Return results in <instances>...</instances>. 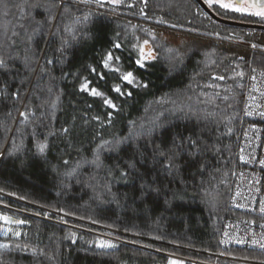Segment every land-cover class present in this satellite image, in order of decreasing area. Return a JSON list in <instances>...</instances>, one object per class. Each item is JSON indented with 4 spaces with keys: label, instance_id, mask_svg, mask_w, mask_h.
<instances>
[{
    "label": "trees",
    "instance_id": "16d2710c",
    "mask_svg": "<svg viewBox=\"0 0 264 264\" xmlns=\"http://www.w3.org/2000/svg\"><path fill=\"white\" fill-rule=\"evenodd\" d=\"M141 46L155 56L142 69ZM110 50L148 87L104 69ZM0 57V215L25 221H0V264H264L224 244L225 222L242 216L229 198L264 31L217 23L194 0H0ZM85 78L117 110L81 92Z\"/></svg>",
    "mask_w": 264,
    "mask_h": 264
},
{
    "label": "built area",
    "instance_id": "2783aa9c",
    "mask_svg": "<svg viewBox=\"0 0 264 264\" xmlns=\"http://www.w3.org/2000/svg\"><path fill=\"white\" fill-rule=\"evenodd\" d=\"M245 95L242 115L249 124L245 127L244 139L237 154L240 169L235 172L229 198L230 207L242 216L225 222L224 244L264 252V224L260 221L264 218L261 211L264 207V164L261 163L264 161V116L261 115L264 113L263 69L248 70ZM244 263L249 264L247 261Z\"/></svg>",
    "mask_w": 264,
    "mask_h": 264
},
{
    "label": "snow or ice",
    "instance_id": "6c2138e0",
    "mask_svg": "<svg viewBox=\"0 0 264 264\" xmlns=\"http://www.w3.org/2000/svg\"><path fill=\"white\" fill-rule=\"evenodd\" d=\"M77 3H83V4H90L95 3L97 6H103L104 3H109L112 5H119L122 0H75ZM146 2V0H145ZM206 3L209 5V7H212L213 5H217L219 8L225 10V11H232L239 13L240 15H249V16H256L259 17L261 20H264V0H206ZM131 6V5H129ZM87 19V17H85ZM15 35V33H13ZM148 41H144V45H147ZM121 45L119 43H116L114 45V48L119 49ZM253 47H256L253 45ZM155 59L154 54L152 53L151 49L145 50L143 46H141L138 49V59L135 61L136 65L139 68L145 67V62L148 60ZM120 57L114 56L113 52L110 50L108 51L105 56L102 59V65L104 69H107L109 72H115L118 73V79L123 81L126 85H130L133 88H147L148 85L146 83H142L137 79V77L134 75L132 71H122L121 67L119 66ZM51 63V61H49ZM7 64L6 61L0 57V69L6 68ZM255 71V69H253ZM93 73H96V69H92ZM100 78L103 79V74H99ZM239 75L242 77L243 73H239ZM217 79H223V77H217ZM254 79V77H253ZM90 81L87 80V78L84 79V81L80 84V91L81 92H87L89 95L93 97H100L102 99V102L104 105H106L108 108H111L113 110H117V105L113 103L112 99L105 96L104 93L99 91L95 87H89ZM114 92L118 93L121 96H131V91H124L122 90L121 86L119 84L115 85L112 89ZM53 107H55V104H53ZM251 114V113H248ZM22 116H25L27 118L25 113H21ZM262 116H264V113H261ZM109 122L112 118V113H108ZM94 119H99L98 117H94ZM64 132H67L68 129H63ZM110 142L105 141L103 144L100 145V148H103L106 144ZM195 141L189 139V144L191 146H195ZM46 146H40V152L43 153ZM180 145L174 144V148H179ZM99 151V149H97ZM161 156H165V161H162L164 163L165 167L171 168L173 164L175 163V157L179 155L176 151H171L170 154H167L163 151L159 153ZM95 162V161H93ZM67 163V161H65ZM264 164V161L261 162ZM122 175H126V173L122 172ZM0 191H3L0 189ZM261 211L264 212V207H261ZM0 221H3L5 224L8 223H16V224H23L25 221L22 220H15L13 221L11 217L6 215H0ZM4 231L6 233V229L0 230ZM15 235H19V233H15ZM73 242H75L73 240ZM99 248H111L115 245L111 244L110 242L106 241H98L96 244ZM9 245L7 244H0V249L8 248ZM43 252H40V255H43ZM33 255H36L35 250H33Z\"/></svg>",
    "mask_w": 264,
    "mask_h": 264
},
{
    "label": "water",
    "instance_id": "95a60500",
    "mask_svg": "<svg viewBox=\"0 0 264 264\" xmlns=\"http://www.w3.org/2000/svg\"><path fill=\"white\" fill-rule=\"evenodd\" d=\"M196 4L199 6V8L207 15L209 16L213 21L227 25V26H234V27H239V28H245V29H252V30H257V31H264V26L262 25H257V24H249V23H241V22H236V21H230L226 19H222L221 17L217 16L214 14L209 7L205 4L203 0H194ZM3 224H5L2 221ZM10 224V223H8Z\"/></svg>",
    "mask_w": 264,
    "mask_h": 264
},
{
    "label": "flooded vegetation",
    "instance_id": "af4514ba",
    "mask_svg": "<svg viewBox=\"0 0 264 264\" xmlns=\"http://www.w3.org/2000/svg\"><path fill=\"white\" fill-rule=\"evenodd\" d=\"M235 17L245 19L246 21H249L248 23L252 22L251 24H257V25L264 26V20H261L259 17H256V16L240 15L239 13L235 12ZM244 23H246V22H244Z\"/></svg>",
    "mask_w": 264,
    "mask_h": 264
},
{
    "label": "rangeland",
    "instance_id": "374dc122",
    "mask_svg": "<svg viewBox=\"0 0 264 264\" xmlns=\"http://www.w3.org/2000/svg\"><path fill=\"white\" fill-rule=\"evenodd\" d=\"M205 4L209 7V5L206 3V0H204ZM210 9V8H209ZM236 22H240V21H237L235 20ZM246 23H248L249 21H245ZM252 22H250L249 24H251ZM252 30V29H250ZM257 31V30H255ZM183 260L182 259H177V258H174V260L170 263V264H182Z\"/></svg>",
    "mask_w": 264,
    "mask_h": 264
},
{
    "label": "bare ground",
    "instance_id": "6f19581e",
    "mask_svg": "<svg viewBox=\"0 0 264 264\" xmlns=\"http://www.w3.org/2000/svg\"><path fill=\"white\" fill-rule=\"evenodd\" d=\"M230 206V205H229Z\"/></svg>",
    "mask_w": 264,
    "mask_h": 264
}]
</instances>
